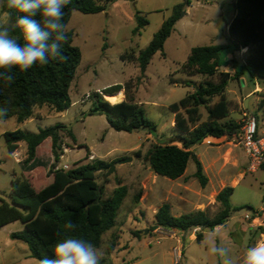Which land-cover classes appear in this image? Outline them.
I'll return each instance as SVG.
<instances>
[{
  "label": "rangeland",
  "instance_id": "obj_1",
  "mask_svg": "<svg viewBox=\"0 0 264 264\" xmlns=\"http://www.w3.org/2000/svg\"><path fill=\"white\" fill-rule=\"evenodd\" d=\"M183 1L117 0L98 13L73 11L67 31L72 33V44L79 48L81 60L69 89L70 107L52 115L48 108H41L36 111L37 118L23 124H18L14 118L0 124V198L6 201L14 178L26 176L33 181L40 180L52 158L47 140L37 150L39 170L28 172L22 162L25 143L19 142L17 149L9 153L2 136L4 132L20 129L37 133L39 129L61 123L71 130L74 141L66 133L62 134L64 154L55 170L75 168L92 159L114 165L113 172L107 176H104L107 170L96 173L103 197L117 186L123 185L127 190L114 226L102 236L99 247L104 258L101 264H217L205 242V237L213 231L227 244L237 261L247 248L264 243V228L244 218L245 214L264 209V164L252 167L250 157L239 144L238 134L207 138L191 148L207 179L203 187L194 177L195 166L191 160L183 175L174 180L156 175L148 164L146 155L153 146H181L173 129L174 116L168 107L192 92L204 79L198 74L181 73L190 49L226 44L225 23L234 14L235 0H189L187 6L181 7L173 30L163 44L162 54L155 53L143 73L136 62L120 60L124 53L133 51L137 55L145 48L162 22L173 14L174 6ZM135 16L146 21L139 30ZM7 18L0 12V19ZM245 51L240 49L228 56V65L220 67L219 71L232 74L231 60L241 64ZM126 83L124 99L126 96L142 107L145 117L156 125L155 133L114 131L104 115L89 112V95L114 85L123 87ZM256 87V93L264 91V84L244 74L239 80L228 82L225 97L229 103V118L241 124L244 116L253 117L259 136H264V108H258L259 95L250 92ZM199 111L204 121L205 110L201 107ZM126 158L130 160L119 163ZM226 187L233 188L230 206L240 209L233 211L221 228L178 232L156 226L154 215L163 204L169 205L170 214L176 217L204 211L213 218L220 211L215 196ZM21 230L18 221L0 227V264H38L29 257L25 244L9 238L10 233ZM198 233L202 235L199 241L196 240Z\"/></svg>",
  "mask_w": 264,
  "mask_h": 264
},
{
  "label": "trees",
  "instance_id": "obj_2",
  "mask_svg": "<svg viewBox=\"0 0 264 264\" xmlns=\"http://www.w3.org/2000/svg\"><path fill=\"white\" fill-rule=\"evenodd\" d=\"M115 1L70 0L63 9V22L68 24L73 11L94 14L105 10ZM184 4L187 6L189 0L174 6L173 14L162 22L145 48L137 55L133 51L124 53L120 60L136 62L143 73L152 56L157 52L162 54L163 44L170 36ZM233 11L234 16L227 26L226 44L193 47L181 66V73L189 76L198 74L204 79L193 87L192 92L168 107L174 116L173 129L178 134L181 146L155 145L147 152L148 164L156 175L177 179L183 175L191 160L195 166L194 177L203 187L207 179L201 162L191 148L207 138L231 137L240 128L238 122L229 118V103L225 97L228 82L239 80L240 76L247 74L250 79L264 84V0H236ZM0 12L7 16L11 14L13 20L20 15L15 9L6 8V0H0ZM135 21L137 30L146 23L139 16H135ZM67 35L68 42L62 45L63 60L49 58L47 64L37 63L26 71L14 68L13 83L0 80V108L8 109L6 119L14 118L18 124H23L37 118L36 111L41 108H48L52 115L63 113L70 107L69 89L80 64L81 53L72 44V33L67 31ZM244 48L246 55L241 64L231 60L232 74L219 71L220 67L228 65V54L232 55ZM127 84L123 87H108L101 93L93 92L89 95V112L104 115L108 126L114 131L129 133L145 130L149 134L155 133L156 125L145 117L139 104L126 96L115 104L103 99L104 95L116 94L121 89L125 92ZM255 94L260 97L258 108H264V91ZM214 98L216 101H213ZM201 107L206 113L204 121L199 111ZM63 133L74 141L71 130L61 123L39 129L37 133L17 129L2 134L9 153L17 149L19 142L25 143L26 152L22 162L28 172L38 167L36 154L40 145L46 140L50 142L52 163L40 180L33 181L26 176L14 178L8 201L0 198V227L20 222L22 230L10 233L9 238L25 244L29 257L37 261L45 256L52 258V248L62 238L57 236V232L69 220L78 225L69 235L83 238L99 247L103 234L114 226L117 212L127 193L126 187L122 185L103 197L102 189L96 182V173L108 170L110 164L101 160L92 159L75 168L55 170L63 155ZM232 191L233 188L226 187L217 193L215 200L220 204V211L213 218H209L204 211L176 217L170 214L169 205L163 204L156 211L154 222L157 227L178 232L193 228L213 231L222 226L233 211L240 209L232 208L229 204ZM201 236L198 233L196 240L199 241Z\"/></svg>",
  "mask_w": 264,
  "mask_h": 264
},
{
  "label": "clouds",
  "instance_id": "obj_3",
  "mask_svg": "<svg viewBox=\"0 0 264 264\" xmlns=\"http://www.w3.org/2000/svg\"><path fill=\"white\" fill-rule=\"evenodd\" d=\"M69 3L70 0H6V8L15 9L20 15L14 20L11 14L6 20L0 19V80L11 84L15 79L14 68L26 71L37 63L47 64L49 58L64 59L62 45L69 38L63 9ZM7 115L8 109L0 108V124L6 122ZM77 227L71 220L67 221L57 232L62 238L54 244L52 258L45 256L38 264H101L104 258L101 247L69 235ZM205 242L217 264H264V243L247 248L237 261L218 233L209 232Z\"/></svg>",
  "mask_w": 264,
  "mask_h": 264
},
{
  "label": "built area",
  "instance_id": "obj_4",
  "mask_svg": "<svg viewBox=\"0 0 264 264\" xmlns=\"http://www.w3.org/2000/svg\"><path fill=\"white\" fill-rule=\"evenodd\" d=\"M239 144L252 161V167L264 164V136H259L256 120L253 117L244 116L238 131ZM244 218L253 220L264 228V209L259 213L245 214Z\"/></svg>",
  "mask_w": 264,
  "mask_h": 264
},
{
  "label": "crops",
  "instance_id": "obj_5",
  "mask_svg": "<svg viewBox=\"0 0 264 264\" xmlns=\"http://www.w3.org/2000/svg\"><path fill=\"white\" fill-rule=\"evenodd\" d=\"M236 1V0H235ZM234 1V2H235ZM5 14V13H4ZM6 16H7V14H5ZM233 16H234V14H233ZM233 18V17H232ZM231 21V20H230ZM230 21H228V22H226L225 23V36H226V31H227V26H228V24H229V22ZM246 49L244 48V49H241V51H245ZM243 54V53H242ZM228 56H232L231 54H228L227 56H226V59L228 58ZM226 72H228V71H226ZM255 89H257V87L256 88H252L251 90H250V92L251 93H254L255 92ZM118 93H120L121 95H122V97H121V99L118 101V102H120V101H122L123 99H124V90L123 89H121ZM117 102V103H118ZM111 104V103H110ZM35 119V118H34ZM32 120V119H31ZM47 141V140H46ZM63 154H64V152H63ZM24 157H25V153H24ZM62 157V156H61ZM60 157V158H61ZM51 161H49V163H50ZM39 167H37L36 169H38ZM33 172V171H32ZM219 228H221V226L220 227H218L217 229H219Z\"/></svg>",
  "mask_w": 264,
  "mask_h": 264
},
{
  "label": "bare ground",
  "instance_id": "obj_6",
  "mask_svg": "<svg viewBox=\"0 0 264 264\" xmlns=\"http://www.w3.org/2000/svg\"><path fill=\"white\" fill-rule=\"evenodd\" d=\"M103 97L106 99L107 102L115 104L121 99L122 95L120 93H116L113 95H104Z\"/></svg>",
  "mask_w": 264,
  "mask_h": 264
},
{
  "label": "water",
  "instance_id": "obj_7",
  "mask_svg": "<svg viewBox=\"0 0 264 264\" xmlns=\"http://www.w3.org/2000/svg\"><path fill=\"white\" fill-rule=\"evenodd\" d=\"M129 160L130 158H126V159L120 160L119 163H125V162H128ZM113 170H114V165H111L104 176L109 175L110 173L113 172Z\"/></svg>",
  "mask_w": 264,
  "mask_h": 264
}]
</instances>
